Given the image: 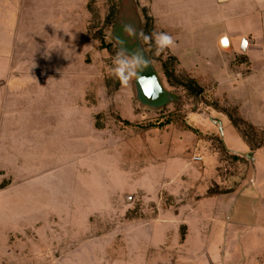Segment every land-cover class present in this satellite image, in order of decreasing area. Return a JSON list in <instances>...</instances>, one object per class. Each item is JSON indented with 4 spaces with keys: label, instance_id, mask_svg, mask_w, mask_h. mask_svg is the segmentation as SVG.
<instances>
[{
    "label": "rangeland",
    "instance_id": "obj_1",
    "mask_svg": "<svg viewBox=\"0 0 264 264\" xmlns=\"http://www.w3.org/2000/svg\"><path fill=\"white\" fill-rule=\"evenodd\" d=\"M20 1L11 103H52L0 141V264H264V77L244 54L155 55L123 31L157 32L139 0ZM118 38L151 59L144 102L113 75Z\"/></svg>",
    "mask_w": 264,
    "mask_h": 264
},
{
    "label": "crops",
    "instance_id": "obj_2",
    "mask_svg": "<svg viewBox=\"0 0 264 264\" xmlns=\"http://www.w3.org/2000/svg\"><path fill=\"white\" fill-rule=\"evenodd\" d=\"M139 3L152 18L157 32L174 38L175 45L168 53L178 62H207V48L221 51L226 40L231 51L244 54L257 77H264V0H139ZM24 12L20 0H0V141L5 145L16 143L22 136L18 129L28 123L33 125L38 110L46 116L48 104L52 103V98L46 103L36 101L26 106L18 105L17 101L11 103L10 98L18 94L17 79L21 78L15 75L14 64ZM40 135L44 136L41 132Z\"/></svg>",
    "mask_w": 264,
    "mask_h": 264
},
{
    "label": "clouds",
    "instance_id": "obj_3",
    "mask_svg": "<svg viewBox=\"0 0 264 264\" xmlns=\"http://www.w3.org/2000/svg\"><path fill=\"white\" fill-rule=\"evenodd\" d=\"M123 31L130 38L140 39L155 49V55H160L175 45L174 38L165 32L146 34L137 32L132 24H124ZM120 45L113 57V75L122 85H128L134 78L139 79L141 73L151 64V59L143 53L142 49L129 52L122 40H117Z\"/></svg>",
    "mask_w": 264,
    "mask_h": 264
},
{
    "label": "trees",
    "instance_id": "obj_4",
    "mask_svg": "<svg viewBox=\"0 0 264 264\" xmlns=\"http://www.w3.org/2000/svg\"><path fill=\"white\" fill-rule=\"evenodd\" d=\"M152 21V20H151ZM171 58L173 57V56H170ZM173 59L175 60V61H177V59L176 58H174L173 57ZM149 69H151L150 67H149ZM147 74H144V73H141V75H140V77H139V79H137V82H136V85H137V90H138V98H139V100H141L142 102H144L145 100H144V97H143V95L140 93V86H142V85H145V87L147 86L146 84H147V82L149 83V80L148 79H145V76H146ZM147 80V81H146ZM139 88V89H138ZM151 88V87H150ZM151 93H152V91H151ZM151 106V105H150Z\"/></svg>",
    "mask_w": 264,
    "mask_h": 264
},
{
    "label": "built area",
    "instance_id": "obj_5",
    "mask_svg": "<svg viewBox=\"0 0 264 264\" xmlns=\"http://www.w3.org/2000/svg\"><path fill=\"white\" fill-rule=\"evenodd\" d=\"M194 162H196V163H201V162H202V158H200V157H195V158H194Z\"/></svg>",
    "mask_w": 264,
    "mask_h": 264
},
{
    "label": "water",
    "instance_id": "obj_6",
    "mask_svg": "<svg viewBox=\"0 0 264 264\" xmlns=\"http://www.w3.org/2000/svg\"><path fill=\"white\" fill-rule=\"evenodd\" d=\"M223 47H227V41L226 40H223Z\"/></svg>",
    "mask_w": 264,
    "mask_h": 264
},
{
    "label": "bare ground",
    "instance_id": "obj_7",
    "mask_svg": "<svg viewBox=\"0 0 264 264\" xmlns=\"http://www.w3.org/2000/svg\"><path fill=\"white\" fill-rule=\"evenodd\" d=\"M228 44V43H227Z\"/></svg>",
    "mask_w": 264,
    "mask_h": 264
}]
</instances>
